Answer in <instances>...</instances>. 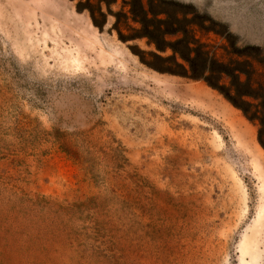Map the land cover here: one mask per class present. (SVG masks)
I'll list each match as a JSON object with an SVG mask.
<instances>
[{"label": "rangeland", "instance_id": "obj_1", "mask_svg": "<svg viewBox=\"0 0 264 264\" xmlns=\"http://www.w3.org/2000/svg\"><path fill=\"white\" fill-rule=\"evenodd\" d=\"M222 92L264 103V0H0V264H264Z\"/></svg>", "mask_w": 264, "mask_h": 264}, {"label": "trees", "instance_id": "obj_2", "mask_svg": "<svg viewBox=\"0 0 264 264\" xmlns=\"http://www.w3.org/2000/svg\"><path fill=\"white\" fill-rule=\"evenodd\" d=\"M101 9V8H100ZM101 11V10H100ZM93 17V15H92ZM207 82L216 87L214 84L211 83L210 80L207 78ZM226 99L236 108L240 109L244 116L249 119L251 122H257L260 125L259 132H258V137H259V142L261 146L264 148V103L261 105L255 106V110H251V104L247 103L245 100H241L242 102H238L235 99L231 98L228 94H225L222 92ZM243 105H247V107H243Z\"/></svg>", "mask_w": 264, "mask_h": 264}]
</instances>
